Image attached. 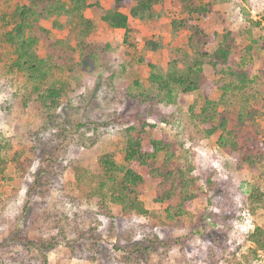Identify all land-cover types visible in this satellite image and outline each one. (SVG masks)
<instances>
[{
    "label": "rangeland",
    "instance_id": "1",
    "mask_svg": "<svg viewBox=\"0 0 264 264\" xmlns=\"http://www.w3.org/2000/svg\"><path fill=\"white\" fill-rule=\"evenodd\" d=\"M71 1L39 3L43 16L29 33L38 40L32 50L52 64L47 83L64 86L51 110L35 103V94L27 102L34 80L13 66L18 60L14 48L0 42V144L5 145L0 264H236L234 259L251 246L247 235L256 226L264 230V210L251 213L247 201L251 186L264 195V163L257 170L239 164L236 153L217 145L218 134L204 138L193 128L189 109L196 113L205 98L217 100L218 84L228 78L205 64L201 90L177 92L168 103L149 75L186 70L198 49H215L225 29L236 33L232 64H244L248 34L264 37V27L249 22L262 20L264 26V0H159L145 16L130 17L126 41L123 30L110 28L89 8H82L83 20L77 21ZM96 1L106 10L115 7L113 0L86 3ZM22 2L29 3L1 0L10 24L5 28L0 23V33L11 28V13ZM61 3L69 9L60 8ZM187 3L211 4L210 11L204 17L189 14ZM119 10L129 15L127 7ZM194 27L214 38L213 43L203 46L207 40L197 37ZM65 58L74 65L65 66ZM245 63L264 90V52L253 50ZM143 123V144L151 139L174 143V164L190 170L188 178L196 180L193 209L183 217H167L169 203L178 201L175 193L170 202L154 201L158 181L150 179L146 167L140 168L146 181L138 199L151 212L148 216L125 213L116 204L99 208L89 193L99 183V158L111 154L120 164L127 128ZM256 123L264 130L262 117ZM74 167L82 182L75 179ZM17 235L54 247L45 258L35 247L21 246L13 238ZM248 264H264V252Z\"/></svg>",
    "mask_w": 264,
    "mask_h": 264
},
{
    "label": "trees",
    "instance_id": "2",
    "mask_svg": "<svg viewBox=\"0 0 264 264\" xmlns=\"http://www.w3.org/2000/svg\"><path fill=\"white\" fill-rule=\"evenodd\" d=\"M16 5L14 12L11 13L15 21L9 30L0 33V42L9 44L14 48L18 55V60L13 66L20 71H26L28 78L34 80V85L27 95V102L32 99L35 103H40L47 111L54 108L57 101L61 98L64 86H56L53 82L47 83L48 76L52 71L50 60L38 58L32 50L37 43L35 36L29 35L36 29L35 22L43 16V12H38L39 3H46L54 0H28ZM113 9L103 8L97 1L86 3V0H72L73 10L77 15V21L83 20L82 8H89L94 17H98L110 28L124 31V41L129 33L130 17H143L151 11L152 6L159 0H113ZM213 3H222L228 0H212ZM210 5L194 6L187 3L189 14L206 16L210 11ZM127 7L129 15L119 9ZM60 8L69 9V6L62 4ZM53 9H56L55 7ZM59 10V9H58ZM71 11V9H70ZM49 13L52 14L51 10ZM7 13L3 11L0 0V23L5 27L10 22L5 20ZM264 19V17H263ZM254 27L262 26V20H249ZM85 31L90 32L89 25L85 21ZM40 29V28H37ZM197 37L206 38L202 45H210L214 38H209L199 28L194 27ZM220 42L216 44L212 52L198 49V56L187 67L186 70H170L165 75L151 72L149 75L150 83L156 88L158 93L165 94V101L173 103L176 100L177 92L183 94H193L201 90L206 82L203 66H211L214 73L224 75L228 78L227 82L220 81L218 89L220 95L217 100L204 99L199 112H193L190 107L193 128L204 138L218 134L217 145L226 151L238 155L237 162L247 165L257 170V167L264 163V130L257 129V118L264 119V90L259 87L260 82L250 77L251 65L245 63L246 59L252 56L253 50L264 52V37L254 38L249 33V44L245 47V56L242 62L245 64L233 65L232 60L236 54V33L223 30ZM208 43V44H207ZM148 45L156 49V45L151 41ZM63 59L65 66L74 65L72 58ZM49 62V63H48ZM26 67V68H25ZM152 67V66H151ZM60 84V83H59ZM256 103V104H255ZM26 104V103H25ZM255 104V105H254ZM260 104L262 108L256 109ZM145 124L141 128L130 126L126 130V141L121 150L122 162L117 163L111 154H104L98 160L100 168L98 186L90 193L96 199L99 208L109 207L111 204L119 205L125 213H134L140 216L151 214L143 203L138 199V194L145 184V177L140 173L141 167H146L149 171L150 179L157 180L159 192L154 201L159 204L170 202L173 194L178 196V201L169 203L167 217H183L193 209V200L196 193L192 189L195 178L189 179L187 173L180 166L174 164L175 144L167 139H151L148 144H143ZM252 130V131H251ZM5 151V145L0 144V164L1 154ZM162 156V159H161ZM13 158L19 165L18 158ZM75 169V179L79 182L84 177L79 175ZM169 187V188H168ZM249 211L255 213L258 209L264 210V195L258 186H251L247 194ZM104 204V205H102ZM106 214V213H105ZM23 247H35L39 253L44 255L54 247L53 243L38 245L23 237L22 235L13 236ZM247 241L251 244L247 254L240 255L236 264H248L257 257L258 251L264 252V230L256 226L247 235ZM36 245V246H34Z\"/></svg>",
    "mask_w": 264,
    "mask_h": 264
}]
</instances>
